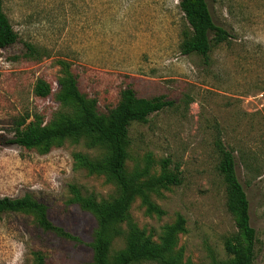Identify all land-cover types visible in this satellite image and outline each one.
<instances>
[{"label":"rangeland","instance_id":"obj_1","mask_svg":"<svg viewBox=\"0 0 264 264\" xmlns=\"http://www.w3.org/2000/svg\"><path fill=\"white\" fill-rule=\"evenodd\" d=\"M207 1L230 37L213 43L205 60L183 51L192 29L180 0H2L18 39L0 49V197L43 201L74 238L44 229L31 213H0V264H39L40 257L44 264H94L98 219L74 190L101 203L119 197L117 181L88 165L107 163L108 144L91 129L31 148L7 141L31 122L56 128L81 119V106L62 100L71 78L103 117L128 87L172 102L130 124L125 171L152 182L167 160L181 181L151 192L161 213L149 212L140 197L132 201L116 224L122 233L112 240V258L126 248L131 223L160 244L180 218L174 253L181 264L231 258L225 241L238 227L218 170L221 143L250 200L252 264H264V0ZM39 81L52 85L51 95H36Z\"/></svg>","mask_w":264,"mask_h":264},{"label":"trees","instance_id":"obj_2","mask_svg":"<svg viewBox=\"0 0 264 264\" xmlns=\"http://www.w3.org/2000/svg\"><path fill=\"white\" fill-rule=\"evenodd\" d=\"M180 7L192 29L191 36L184 42V53L197 52L207 60L213 43L228 40L229 31L216 24L207 0H180ZM17 39L18 34L13 29L0 0V49L14 44ZM68 84L69 86L65 85L66 92L62 100L74 99L83 109L84 115L81 119L69 121L66 125L56 128L43 127L41 123L31 122L27 129L18 130L15 136L7 141L31 148L85 129L97 132L108 144L110 156L105 164L88 162V165L93 170L107 171L117 181L121 192L115 201L101 203L83 197L78 190H74L76 200L81 202L83 207L90 209L98 219V229L92 243L94 264H135L143 260L156 261L159 264H181L182 254H175L174 248L178 234L184 229L182 218L166 227L160 244L154 243L143 230L131 223L126 248L113 258L110 255L112 240L122 233L116 224L126 218L132 201L140 197L149 212L161 213L160 208L152 200L151 192L158 186L178 184L181 181L178 173L167 171V160L163 162L161 174L152 182L138 183L141 176L139 172L128 175L125 171V162L129 156L130 124L145 120L150 114L172 105V102L164 97L152 99L139 97L133 88L128 87L122 90L119 103L110 110L108 117H103L95 113L92 104L77 88L74 79L71 78ZM52 90L51 84L39 81L35 93L40 97H48ZM218 150L220 153L218 170L226 183L228 208L235 218L238 230L225 241L226 252L231 258L226 261H215L214 264H252L255 254V228L251 223L250 200L237 174L233 153L221 143L218 144ZM10 211L31 213L44 229L52 230L63 237L74 238L70 232L51 220L48 205L30 194L15 198L0 197V213ZM39 264H44L42 257L39 258Z\"/></svg>","mask_w":264,"mask_h":264}]
</instances>
